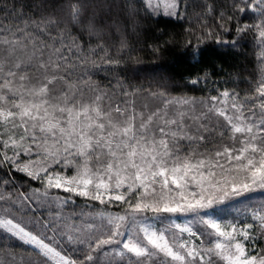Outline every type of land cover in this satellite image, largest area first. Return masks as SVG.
Returning a JSON list of instances; mask_svg holds the SVG:
<instances>
[{"label":"snow or ice","instance_id":"obj_1","mask_svg":"<svg viewBox=\"0 0 264 264\" xmlns=\"http://www.w3.org/2000/svg\"><path fill=\"white\" fill-rule=\"evenodd\" d=\"M188 8L0 2V264H264V0H207L195 26L136 46L152 17ZM248 37L259 78L243 95L208 68L177 82L137 54L197 59L214 42L246 55ZM79 199L87 210L68 211Z\"/></svg>","mask_w":264,"mask_h":264},{"label":"trees","instance_id":"obj_2","mask_svg":"<svg viewBox=\"0 0 264 264\" xmlns=\"http://www.w3.org/2000/svg\"><path fill=\"white\" fill-rule=\"evenodd\" d=\"M3 2V0H0ZM207 0H187L189 4L188 8V19L185 21H174L163 15L159 17H152L144 25L146 35H141L139 40L140 43L136 46L142 47L145 39L148 40L150 44L158 33L155 31L157 27L167 28L169 31L182 32L183 28L189 27V24L195 26L197 24V13H202L204 11V4ZM217 4L227 3V0H216ZM209 23H212V18L208 17ZM232 37L225 36V39H231ZM87 40V37H84ZM95 41L93 40V44ZM133 43H136V38L133 37ZM243 51L246 55H237L233 52L230 47L222 46L214 42H209L201 47L204 49V55L197 59L189 58L186 54L181 55L180 53L183 49H171L166 52L163 56L156 54L153 55L149 49H145L143 52H138L137 54L141 57V61L144 65L152 67L154 65H162L163 67L160 71L174 75L177 82L186 80L189 76L195 77L196 74L200 72L202 68H208L209 70L217 73V77L221 82V87H228L229 89L235 88L237 91H240L243 95L245 91H250L251 87L255 84L256 80L259 78V69L256 60V55L259 51L255 47L254 41L251 37L246 38L242 41ZM221 66L224 70V73H234L238 71L240 76L236 78L233 75V78L229 81L228 84H224L223 81L227 77L221 73ZM146 74L142 73L139 81L133 80L132 83L147 84L145 79ZM97 79L101 80L103 83H107L103 74H99ZM211 87V85H209ZM203 88V85L198 86L192 91L185 89L184 92H187L188 95L200 96L204 93L200 89ZM174 95H181V92H174ZM215 94V93H213ZM153 98L148 96H141L137 98L138 106L141 104L149 103V100ZM157 102H159L157 100ZM81 210H87L84 207V202L82 199H79L77 205L74 208H69L68 211L79 212ZM5 251H11L10 249H5L3 243L0 242V260L5 259ZM17 258L22 254L23 250L16 248Z\"/></svg>","mask_w":264,"mask_h":264},{"label":"rangeland","instance_id":"obj_3","mask_svg":"<svg viewBox=\"0 0 264 264\" xmlns=\"http://www.w3.org/2000/svg\"><path fill=\"white\" fill-rule=\"evenodd\" d=\"M158 103H159V102H157L156 99H151V100H149L148 105H149V106H154V105H156V104H158Z\"/></svg>","mask_w":264,"mask_h":264}]
</instances>
